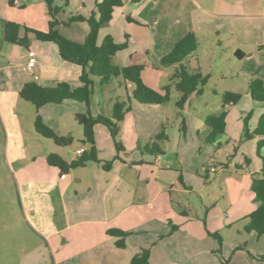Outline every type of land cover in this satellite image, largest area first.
Segmentation results:
<instances>
[{"label": "crops", "instance_id": "obj_1", "mask_svg": "<svg viewBox=\"0 0 264 264\" xmlns=\"http://www.w3.org/2000/svg\"><path fill=\"white\" fill-rule=\"evenodd\" d=\"M54 1L55 5L65 4V0ZM13 6L32 11L33 23H20L12 17L8 12ZM65 8L62 15H56L58 24H63L74 15L88 17L95 9V0H74L71 8L69 2ZM132 8L138 12V16L145 9L155 11L159 19L169 23L166 33L159 37V45L165 52L192 32L197 38V47L201 42L200 38H209L213 42L211 38L214 36L223 39L231 55L239 62L255 56L253 63L258 66L257 69H250L244 74H251L250 78L262 81L264 86V0H126L123 6L114 9L112 20L100 29L97 43L107 35L115 43H120L109 25L114 21L115 14L120 21L125 19L127 24L135 23L128 16ZM49 20L47 7L42 0H20L18 5L11 0H0L2 38L7 22L44 32ZM74 24L79 26H72L71 38L58 31L69 40L82 43L88 33V26L85 22ZM0 41V56L3 50L14 52L12 44L4 39ZM29 51L34 52L35 61L31 71L26 67L30 59ZM190 56L182 63H186ZM16 58L22 60L20 64L25 69H21L18 74L16 92L31 80L41 87H54L60 82L68 83L71 88L79 85L80 68L61 60L54 43L40 42L31 33L27 34L25 51L17 52ZM11 60L12 57L7 62L0 59V74L13 67ZM97 80L93 78L94 83ZM72 103L76 102L44 105L35 109L34 119L39 115L48 126L47 118L51 111L55 113L57 120L61 118L58 110L48 107H66ZM77 104L81 105L84 112V105ZM100 127L104 126L94 127L99 164L89 163L61 175L57 168L46 163L45 157V163L43 160L39 163L42 174H35L33 178L20 176L17 180L24 219L29 223L31 233L43 241L44 250L38 256L27 258L26 255L22 259H13L12 262L6 261L3 264H129L130 259L142 250L149 251L150 264H232V258L223 263L224 256L221 254L211 262H192L195 259L192 252L193 240H203L206 234L197 232V226L191 224L192 220L186 211H181L176 203L174 196L179 193L189 194L190 189L174 180L163 152L153 155L142 153L140 147L132 139H128L127 147L122 145L123 150L117 153L108 130ZM70 134L71 131L63 133L68 137ZM56 154L65 160L61 151ZM77 155L75 151V155L65 161L70 162ZM109 161L113 162L111 169L104 171L101 165ZM229 224L224 223V226L228 227ZM172 227L176 229L172 230ZM109 229L130 233L125 249L114 246L115 239L106 234ZM239 235V246L244 245V248L238 247L233 258L236 260L235 264H255L253 257L264 252V238L257 247L261 236L257 237L250 232L247 233V238H243L240 231ZM180 236L184 238L180 239Z\"/></svg>", "mask_w": 264, "mask_h": 264}, {"label": "rangeland", "instance_id": "obj_2", "mask_svg": "<svg viewBox=\"0 0 264 264\" xmlns=\"http://www.w3.org/2000/svg\"><path fill=\"white\" fill-rule=\"evenodd\" d=\"M67 2L71 8L74 0H65L62 6L56 4L57 15L63 14ZM8 13L20 23H33L32 11L25 7L13 6ZM128 16L135 23L127 24L125 19L120 21L115 14L114 21L109 25L120 43L127 42V49L112 58L113 65L124 67L132 53L142 51H148L153 56L146 59L149 64L158 65L157 61L172 50L165 52L159 45V37L166 33L169 23L159 19L156 12L149 9L143 10L138 16V12L132 8ZM74 25L79 26L66 21L58 24L57 30L71 38ZM0 39L3 40L2 35ZM208 39L200 38L196 52L186 63H182L187 71L199 68L201 76L207 78V82L201 92L192 93L181 108L176 106L180 93L174 86V68L162 65L146 68L141 78L146 86L158 92L169 85L170 95L166 104L140 105L133 98V84L122 77H113L104 86H99L98 80L93 83L88 106L92 117L98 114L110 117L116 102L129 103L131 111L119 124L116 137V142L125 148L127 140L132 139L143 153L144 146L156 135L163 133L165 138L157 141L156 145L163 152V156H166L174 180L190 189L189 194L179 193L174 199L181 211H186L192 220L191 224L197 226V232L206 234L203 240H193L192 252L195 259L192 262H211L221 254L224 256L223 260L228 262L232 258V264H235L236 260L233 258L240 247L239 231L243 238H247V233L244 232L246 217L256 205L250 189V179L252 176L261 177L260 169L264 158V148H257V139L245 140L243 135L245 128L249 134L253 132L264 113V106L251 99V74H244L250 69H257L258 66L253 63L255 56L239 62L231 55L222 38L212 36L213 42ZM100 43L99 39L98 44ZM12 48L14 52L3 50L0 56L6 62L10 57L13 58V67L0 74L1 264L6 261L10 263L17 258L22 259L26 255L27 258L35 257L44 250L43 241L31 233L30 225L24 219L17 180L20 176L33 178L35 174H42L39 163L41 160L45 163L44 158L49 154L61 151L64 159L68 160V157L75 155V151L88 148L80 142L82 129L74 119L75 114L83 112L81 105L77 103L66 107H48L61 113V118L57 120L55 113L51 111L47 118L48 126L59 136L71 131L72 142L69 146L58 147L35 132V107L22 100L15 90L18 74L24 69L20 64L22 60L16 58L17 52L22 53L25 47L12 44ZM225 91L239 94L240 102L228 109L224 134L213 144H206L208 128L205 119L221 112V96ZM224 223L230 224L226 227ZM208 233H217L221 239L220 245ZM183 238L184 236H180V239ZM263 238L264 235L260 237L257 247L261 245ZM241 247L244 248V245ZM255 264L261 263L256 260Z\"/></svg>", "mask_w": 264, "mask_h": 264}, {"label": "trees", "instance_id": "obj_3", "mask_svg": "<svg viewBox=\"0 0 264 264\" xmlns=\"http://www.w3.org/2000/svg\"><path fill=\"white\" fill-rule=\"evenodd\" d=\"M50 17L47 30L44 32L31 30L15 22H7L3 29V39L14 45H27V34L31 33L40 42H51L57 46L59 57L64 62L76 65L81 72L78 77L79 85L71 88L66 82H60L54 87H41L34 81L25 82L18 92L19 97L32 104L36 110L47 104H62L65 101H72L84 105L85 111L74 115V119L82 129V145L88 146L87 149L77 155V157L67 162L57 154L46 156V163L59 170L61 175L68 174L71 170L81 168L89 163L99 164L97 159V149L95 146L94 127L104 126L114 143L116 152L123 150L121 144L116 142L119 124L122 122L126 113L131 111L129 103L116 102L113 106L110 117L102 114L92 117L89 111V98L93 93V78H97L99 86H104L113 77H122L125 81L132 83L133 98L139 104L152 106L164 105L169 101V85L162 88L160 92L146 86L142 81V72L146 68H157L158 65L174 66L173 81L176 90L180 93V98L176 106L181 108L190 95L194 92L200 93L201 88L206 84L207 78L202 77L199 69L187 71L182 62L197 49V38L194 33H187L182 39L177 41L170 53L161 57L157 64H149L146 59L153 56L148 51L132 53L124 67L114 66L112 58L127 47V42L115 43L109 35L105 36L101 43H97L98 34L101 28L106 26L113 17L114 9L124 5L126 0H95V9L88 17L82 15L71 16L68 23L85 22L88 26V33L82 43H75L60 35L56 26L58 21L56 15L58 7L54 0H42ZM136 2L139 0H131ZM127 38V37H126ZM155 59V58H154ZM157 60V59H156ZM156 62V63H157ZM249 94L254 102L264 106V86L262 81L250 78ZM222 109L216 116H208L205 125L209 129L206 142L213 144L216 139L223 135L226 126V116L228 109L240 102L241 96L232 91H225L222 96ZM33 128L42 138L51 140L56 146H69L72 138L57 135L50 127L44 124L39 115H36ZM163 133H159L144 146L142 151L149 155L161 154L162 151L156 145L157 141L164 139ZM245 140L259 138L257 148L264 147V113L260 116L255 129L251 134L245 128L243 135ZM116 159V158H115ZM112 161L101 165L104 171L111 169ZM261 177L252 176L250 179V189L256 200L255 209L250 212L244 227L246 233H254L257 237L264 234V158L260 169ZM172 227V230H175ZM106 234L115 239L114 246L117 249H125L126 239L129 232L119 229H109ZM220 245L221 239L217 233H208ZM243 249V247H239ZM259 263L264 264V254L253 257ZM223 263H226L223 260ZM129 264H150L149 251L142 250L135 254Z\"/></svg>", "mask_w": 264, "mask_h": 264}, {"label": "built area", "instance_id": "obj_4", "mask_svg": "<svg viewBox=\"0 0 264 264\" xmlns=\"http://www.w3.org/2000/svg\"><path fill=\"white\" fill-rule=\"evenodd\" d=\"M19 1H20V0H11V2H12L13 4H15V5H18ZM262 53H263V55H264V49L262 50ZM28 56H29L30 59L28 60V62H27V64H26V67H27V70H28V71H31V70L33 69V67L35 66V61H34V59H33V57H34V52H33V51H29V52H28ZM83 151H84V149H80V150L77 152V154L79 155V154H81Z\"/></svg>", "mask_w": 264, "mask_h": 264}]
</instances>
